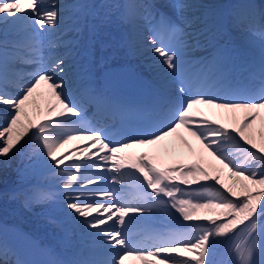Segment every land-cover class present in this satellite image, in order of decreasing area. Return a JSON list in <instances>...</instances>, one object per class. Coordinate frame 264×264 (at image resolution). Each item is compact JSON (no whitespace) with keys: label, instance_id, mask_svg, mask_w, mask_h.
<instances>
[{"label":"snow or ice","instance_id":"snow-or-ice-1","mask_svg":"<svg viewBox=\"0 0 264 264\" xmlns=\"http://www.w3.org/2000/svg\"><path fill=\"white\" fill-rule=\"evenodd\" d=\"M58 16L55 2L0 0V23L30 20L34 30L44 33L57 26ZM150 32L151 51L174 77L176 98L155 110L149 120L151 131L115 143L99 128L76 127L85 119V108L71 94L72 68L65 56L53 55L49 63L38 67L19 94L13 95L4 84L7 50L0 43V106L7 111L0 125V157L19 152L22 142L35 141L52 169L65 177L61 187L66 208L77 219L82 218L80 222L87 229L95 230L91 234L106 253L104 259L79 264H125L129 259L143 264H206L217 238L228 236L240 225H246L252 236L257 233L260 217H264V131L257 140L254 129L264 111V67L259 85L250 90L220 94L216 85L197 88L188 75L182 46L189 37L196 46L199 36L184 32L175 23L169 25L167 36L155 26ZM42 85L47 86L50 102L43 111L34 112L30 101ZM203 108L220 110L221 118L204 115ZM223 118L230 119L231 126ZM181 128L202 146L196 153L197 162L161 168L147 153L139 157L124 154L133 147L158 145ZM77 139H86L91 142L89 147L98 148L91 155L99 159L81 163L76 158L65 164L72 154L58 157L57 153ZM101 152L105 154L100 156ZM101 168L112 174L105 177L90 173ZM225 170L230 183L223 179ZM102 180L135 186L136 193L129 197L123 189L87 187ZM156 209L179 214L183 221L191 222L189 230L166 233L150 247H138L131 236L132 226ZM235 251L238 264H264V245H259L256 238ZM6 257V248L0 246V264H8ZM207 264H212L211 260Z\"/></svg>","mask_w":264,"mask_h":264},{"label":"bare ground","instance_id":"bare-ground-1","mask_svg":"<svg viewBox=\"0 0 264 264\" xmlns=\"http://www.w3.org/2000/svg\"><path fill=\"white\" fill-rule=\"evenodd\" d=\"M58 1L59 3L61 2V0H46L47 3L58 2ZM151 1L156 7H159L167 16L169 17L171 16V18H174L177 21L176 24H178L181 28H183L184 32L195 33L196 35L199 34L198 36L200 37H204L206 47L203 51L197 53H189L185 55L198 56V54L204 51H209L216 55V60L220 61L221 64L229 65L232 67L233 57L231 56V53L233 52V50H237L236 49L237 47L242 48L244 46L242 33L248 35V32L250 30L258 31V33L264 31V0H231V2L234 4L233 13H235V15L233 16V18L229 23V33L231 35L232 42H230L228 39H225V35L222 31V26H221V14L219 15L216 6H214L216 4V0H213L212 1L213 4H211L210 6H207L205 3L202 4V0H151ZM221 1L223 2L225 0H220V2ZM84 2L89 5L90 10L92 12L96 11V13H99L101 22L99 25L95 26L96 33L94 35L93 44L99 51H101L100 52L101 56L105 57L104 61L106 62L112 60L119 61L120 59H122L124 55L122 50H119L118 53L114 55L113 49H109L105 47L108 45L106 42H108L109 40L113 39L114 41L119 42L117 40V37L121 39V37L125 35L127 38L131 40L130 56H132V60L137 62L140 65V67H142L143 65L145 71L151 73L150 77L155 81L161 94L165 95L169 99L175 100L176 84L174 77L170 74V70H168L166 66H164L160 62L161 58L157 57L156 54H154L151 51L153 45H151L148 42V37L151 35L150 28L154 26L152 19H155V17H159L157 15V12L155 11L153 16L149 17L140 9L141 7L140 4H137L136 1H132L131 3H129V10H128L129 18L131 21H128L126 20L123 11H121V9L117 7L119 3L118 1L84 0ZM208 8H214V10L207 15H200L202 11ZM59 11L61 13L67 14L71 12V8L60 9ZM105 13L112 14L114 17L113 21L107 22L104 18ZM19 15L21 14H18V16ZM164 21L165 19L163 18L162 22ZM251 22H254L255 25H252ZM67 24L68 21L66 20L64 26L66 27ZM34 29L35 26L32 24L30 20L24 21L21 24L0 23V40H3L5 38H12V42L21 45L22 48H25L31 41H37L40 44H44V39L48 37L50 34L47 32L41 33L38 30H34ZM159 29L161 31H165L160 26ZM12 31H16V35L8 36V33ZM0 43H2V41H0ZM52 43L53 41L51 42V44ZM182 47L184 48V50H190L193 47L190 37L185 38V45H183ZM42 49L44 50V52H49V51H53L55 48H52L50 46L46 47L45 45H43ZM184 50H183V54L185 53ZM211 53H208L207 55H210ZM11 60L12 59H10L5 55L3 62L4 73L10 74L12 72H17L19 75H21V78H17L18 79L17 84H22L20 80L22 79L23 76H26L25 79L30 78V76L28 77V71L25 72L23 66L21 65L23 61H21V63L19 64L16 63L15 66H18L20 68L19 70H16ZM184 60L186 64H191L190 68L187 69L189 74V70H194L196 64L193 63L191 57ZM213 65L217 66L216 64ZM262 67H264V53L262 54L259 63L256 65V68L254 70L255 75L249 76V78H247V84L249 83H253L255 85L259 84V76L261 72L259 70H261ZM143 68L141 69L143 70ZM217 91L221 93L220 92L221 90H217ZM12 93L19 94V90H13ZM49 102H50V97L48 96V91L46 92V95L42 98L38 94H36L34 98L33 97L31 98L30 110L34 112L43 111L48 106ZM203 109L207 111V116H211V117L215 116L218 119L221 118L220 110L208 109V108H203ZM1 113H3V117L7 115V111L3 106H0V114ZM2 119L3 118H0V120ZM223 122L230 125L232 123L231 120L227 118H223ZM254 129L256 133V138L257 140H259L260 133L264 131V111L261 112L260 118L257 119L256 124L254 125ZM185 140L188 142L187 144L184 143ZM22 145L23 146L21 147V150L18 153L16 152L14 154H11L10 159H12L13 162H15L20 158V154L22 153V151L26 149L28 150L30 148L32 142L29 145L22 142ZM69 146H73V148L70 150L71 152H69L72 154V157L70 159H76V158L89 159L90 158L89 155L95 153L93 150L90 151L89 147H87L86 139L73 140L69 143ZM149 147L151 153H156V151L158 150L160 153L162 148H167L171 150L173 156L177 158V163H186L187 160H192V159H195L197 161L196 153L200 152L202 146L185 129L181 128L177 131V133L173 134L170 137H167L165 140L161 141L158 145H153ZM136 148L139 147H133L130 148V150L133 151ZM69 153H67L66 155H68ZM162 159L164 161L168 160L167 158H162ZM33 161L35 162V164H37L36 159H34ZM37 171H41V168H38ZM10 176H11V172L10 170H7L6 163L5 162L1 163L0 185L2 182H6L8 180V177ZM223 179L225 180V182L230 183V181L228 180L227 170H225L223 173ZM13 180L16 184L21 185L20 187V193H21L24 186L23 185L24 181L20 177L16 178L15 176H13ZM3 187L4 185L0 186V190ZM6 195L7 193H5L3 199L6 197ZM55 195L57 194H54L53 198L55 197ZM1 196L2 193L0 191V216L9 217L15 221H18L19 224L23 225L29 231L42 235L43 239L49 244L51 239L53 240V242L57 241L56 235L60 236V232L58 231V227L55 224V222L51 219V214L53 213L51 210H44L41 213V216L31 217L23 209L15 208L12 206L17 211V213H15L11 211V206L8 203L1 200L2 198ZM43 196L46 198L42 196L35 197L31 200V203L34 204L40 202L41 198L42 201H46L47 195L43 194ZM12 198L13 200H10V203L13 204L21 203L19 201L18 196L13 195ZM62 209L68 211L73 216V222H77L79 220L75 217L73 213H71L69 209L66 208V205H64ZM200 214L212 215V213H206V212H201ZM147 215L144 216V219L142 221L146 219L145 217ZM18 217H20V219H18ZM56 217L59 218L60 215L58 214ZM160 217L170 218L176 222L183 221L182 218H177L175 216L172 217L166 213H162ZM147 223L148 222H145L144 224ZM134 225L137 226L139 224L136 223ZM153 225H156V223H153ZM136 226L135 227L133 226L131 231L137 230L138 228ZM85 240L87 241V239ZM219 241L218 240L216 241L215 246L218 244ZM53 242L52 245L54 246ZM82 246L84 247L85 244H83ZM102 248L104 247L102 246ZM100 249H101V245L98 246L96 250H100ZM211 258H212V253H210L209 256L206 258V264L208 260H211ZM125 264H143V262L137 259H129L125 262Z\"/></svg>","mask_w":264,"mask_h":264},{"label":"rangeland","instance_id":"rangeland-1","mask_svg":"<svg viewBox=\"0 0 264 264\" xmlns=\"http://www.w3.org/2000/svg\"><path fill=\"white\" fill-rule=\"evenodd\" d=\"M1 123H3V121H1ZM0 125H2V124H0ZM10 156H11V154H9V156L8 157H0V161H4V160H7V159H9L10 160ZM28 160L26 159V160H24L23 161V164H25L26 162H27ZM18 172H20V170H18Z\"/></svg>","mask_w":264,"mask_h":264}]
</instances>
